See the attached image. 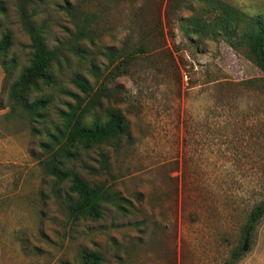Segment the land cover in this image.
<instances>
[{
  "label": "rangeland",
  "instance_id": "rangeland-1",
  "mask_svg": "<svg viewBox=\"0 0 264 264\" xmlns=\"http://www.w3.org/2000/svg\"><path fill=\"white\" fill-rule=\"evenodd\" d=\"M207 1L0 0V39L7 33L10 42L0 57V147L8 149L0 159V264H80L83 251L99 264H220L242 245L245 217L264 195V95L244 82L263 75L203 25ZM220 1L264 14V0ZM21 12L43 26L48 47L61 49V85L82 98L70 74L92 91L107 78L94 114L115 108L126 122L127 138L68 164L118 197L98 220L68 217L67 184L48 175L50 155L39 145L72 99L29 91L27 102L50 98L44 119L32 123L9 98L29 57ZM125 53L128 65L115 70ZM236 264H264V218Z\"/></svg>",
  "mask_w": 264,
  "mask_h": 264
},
{
  "label": "trees",
  "instance_id": "trees-1",
  "mask_svg": "<svg viewBox=\"0 0 264 264\" xmlns=\"http://www.w3.org/2000/svg\"><path fill=\"white\" fill-rule=\"evenodd\" d=\"M31 1L24 0V2ZM207 2L209 6L205 10L210 22L207 23L203 19L201 22L204 26L208 24L210 31L220 34L228 46L241 50L258 68L263 76L244 83L258 84L264 95V14L249 17L220 0ZM3 10V5L0 3V11ZM20 24L28 38L29 57L27 64L19 70L17 78L9 86V98L20 105L29 115L32 123H39L44 119L41 111L49 104L50 98L40 96L27 102L29 91L40 93L44 89H55L60 95L72 99L71 103H65L64 110L55 111L58 124H54L51 131H45L46 141L39 145L44 154L50 155L43 161L48 175L58 183L67 184L68 217L74 221L98 220L102 217L104 204L115 203L118 197L101 185L86 181L68 164L76 159L79 152L119 141L123 137L127 138L129 133L126 122L121 112L115 108H106L102 117L94 114L95 110L100 108V99L107 94L108 88L104 84L107 78L100 82L97 90L92 91L91 86L80 73H72L68 77V82L78 89L83 97L70 93L59 80L60 62L63 59L61 49L57 46L48 47L44 41L43 26L36 25L24 12L20 13ZM9 44V35L6 33L0 39V57ZM130 58L129 53L122 54V62L119 67H115V70L123 69L128 65ZM1 65L4 66V63L1 62ZM90 115L91 118L88 119ZM31 132L35 134L36 129H32ZM99 158L100 165L105 168V156L99 154ZM116 207L122 210L117 203ZM263 218L264 195L250 207L242 226L241 240L246 233L248 237L251 236ZM242 254V245H237L230 249L227 257L220 264H236ZM100 260V257L93 252L83 251L80 255V264H99Z\"/></svg>",
  "mask_w": 264,
  "mask_h": 264
},
{
  "label": "crops",
  "instance_id": "crops-1",
  "mask_svg": "<svg viewBox=\"0 0 264 264\" xmlns=\"http://www.w3.org/2000/svg\"><path fill=\"white\" fill-rule=\"evenodd\" d=\"M3 110V109H0ZM8 149L0 147V159L8 158Z\"/></svg>",
  "mask_w": 264,
  "mask_h": 264
},
{
  "label": "water",
  "instance_id": "water-1",
  "mask_svg": "<svg viewBox=\"0 0 264 264\" xmlns=\"http://www.w3.org/2000/svg\"><path fill=\"white\" fill-rule=\"evenodd\" d=\"M247 241H248V234L246 233L244 239H243V243H242V251H245V247L247 245Z\"/></svg>",
  "mask_w": 264,
  "mask_h": 264
}]
</instances>
